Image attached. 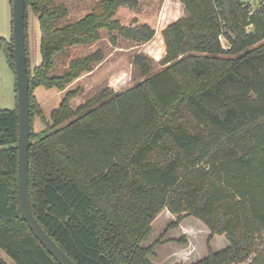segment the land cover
Segmentation results:
<instances>
[{
  "label": "trees",
  "instance_id": "obj_1",
  "mask_svg": "<svg viewBox=\"0 0 264 264\" xmlns=\"http://www.w3.org/2000/svg\"><path fill=\"white\" fill-rule=\"evenodd\" d=\"M179 1L184 15L162 30L159 71L150 73V57L137 53L142 80L124 91L105 86L76 108L77 89L67 90L46 119L33 91L65 90L103 57L96 49L56 74L59 52L97 41L100 29L111 41L117 31L139 43L155 30L113 18L135 0H99L62 25L65 5L25 0L26 54L30 7L41 57L31 70L27 55L31 208L76 264H152L154 246L144 242L163 209L200 220L208 242L228 241L188 264H264V5ZM12 50L11 38L5 54L15 74ZM35 114L44 125L37 132ZM17 138V107L1 108L0 249L15 264H59L21 215ZM0 264L8 263L0 256Z\"/></svg>",
  "mask_w": 264,
  "mask_h": 264
},
{
  "label": "rangeland",
  "instance_id": "obj_2",
  "mask_svg": "<svg viewBox=\"0 0 264 264\" xmlns=\"http://www.w3.org/2000/svg\"><path fill=\"white\" fill-rule=\"evenodd\" d=\"M54 1L68 8V16L58 22L59 25H62L82 18L91 11L94 4L99 0ZM135 1L136 5L132 7L118 6L113 18L123 26L149 24L155 30L151 40L139 43L114 31L115 41H111L107 30L100 29V37L97 41L89 45L68 47L55 56V67L52 73L56 74L62 72L71 60L83 57L96 49H100L102 59H106L99 68L98 74L96 73V77L83 78L68 88V90L77 89V93L70 102L73 108L100 92L105 86H109L115 91H124L142 80L144 75L133 63V57L137 53L150 57V73L162 68L160 61L165 55L162 30L170 22L184 15L183 5L179 0ZM250 3L252 7H257L255 0H250ZM11 36L12 3L11 0H0V39H2L0 40V109H11L17 105L16 77L5 54V44H9ZM26 42L28 64L32 70L33 66L37 64L39 56L40 29L37 18L30 7H27ZM221 42L222 45H226L224 38H221ZM33 94L37 96L36 90L33 91ZM44 110L46 111L47 108ZM41 112L46 119H49V116H46L43 111ZM39 118V114H35L33 118L32 129L35 132L44 127ZM174 223L176 224L174 225ZM207 229L200 220L193 216L185 214L178 216L163 209L152 221L151 231L144 242V245L153 244L154 246L155 255L150 256L152 264L192 263L204 257L209 248L218 250L228 244L227 239L222 235H214L208 242L209 232ZM261 239H264V232ZM0 256L8 264H15L2 249H0Z\"/></svg>",
  "mask_w": 264,
  "mask_h": 264
},
{
  "label": "water",
  "instance_id": "obj_3",
  "mask_svg": "<svg viewBox=\"0 0 264 264\" xmlns=\"http://www.w3.org/2000/svg\"><path fill=\"white\" fill-rule=\"evenodd\" d=\"M12 42L17 89V190L19 209L30 230L59 264H76L43 229L34 216L28 183V150L30 145V107L27 54L25 45V0H12Z\"/></svg>",
  "mask_w": 264,
  "mask_h": 264
},
{
  "label": "crops",
  "instance_id": "obj_4",
  "mask_svg": "<svg viewBox=\"0 0 264 264\" xmlns=\"http://www.w3.org/2000/svg\"><path fill=\"white\" fill-rule=\"evenodd\" d=\"M38 45H39V43H38ZM105 60L106 59H102L100 62L96 63L94 65V67L92 68V70H90L89 72H86V73L82 74L79 78H77L72 83H70L66 87L65 90H57L55 88L54 89H51V90H43L41 88H37L36 89V95H37L36 97L38 99V102H39L40 107H41L42 111L44 112V114L46 116H49L50 115L51 111L58 105V103L60 102V100L63 97V95L65 94V92L68 90V88L72 84H74L75 82L81 81L83 78H93V77H96V73L98 74V70L104 64ZM40 62H41V57H40V52H39L37 64H35L33 67H35L36 65L40 64ZM49 101H52V102L49 103ZM46 102H48V103L46 104ZM45 108H47L46 111L44 110ZM207 232H209L208 229H207ZM222 236H224V235H222Z\"/></svg>",
  "mask_w": 264,
  "mask_h": 264
},
{
  "label": "built area",
  "instance_id": "obj_5",
  "mask_svg": "<svg viewBox=\"0 0 264 264\" xmlns=\"http://www.w3.org/2000/svg\"><path fill=\"white\" fill-rule=\"evenodd\" d=\"M257 4H263L264 5V0H255Z\"/></svg>",
  "mask_w": 264,
  "mask_h": 264
}]
</instances>
